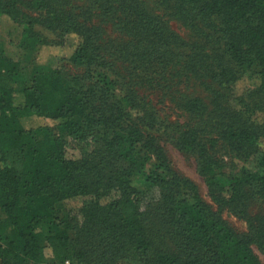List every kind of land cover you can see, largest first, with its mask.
<instances>
[{
	"label": "trees",
	"instance_id": "trees-1",
	"mask_svg": "<svg viewBox=\"0 0 264 264\" xmlns=\"http://www.w3.org/2000/svg\"><path fill=\"white\" fill-rule=\"evenodd\" d=\"M73 1L0 0V20L21 26L20 46L36 54L27 82L0 47V264H262L253 245L264 252V215L250 208L264 204V0H165L170 15L223 56L213 60L202 46L187 55L181 71L211 79L214 108L191 95L179 97V108L200 120L216 115L219 139L259 154L258 166L227 183L202 128L180 126L169 139L197 155L219 209L245 219L246 234L172 167L156 133L159 112L146 91L169 84L180 62L174 49L188 44L139 0H93L121 34L106 46ZM53 47H67L66 59L84 72L39 62ZM255 64L254 86L237 91ZM69 138L80 145L78 159L66 156ZM139 184L159 197L144 202Z\"/></svg>",
	"mask_w": 264,
	"mask_h": 264
},
{
	"label": "rangeland",
	"instance_id": "rangeland-1",
	"mask_svg": "<svg viewBox=\"0 0 264 264\" xmlns=\"http://www.w3.org/2000/svg\"><path fill=\"white\" fill-rule=\"evenodd\" d=\"M139 1L148 13L160 18L164 23H166L171 31L176 33L186 44H188V46H183L181 49H174L175 57L180 62L175 60L176 62L174 66L170 67L169 73L167 74V80L165 81H169V84L166 87L160 85V88H157L156 90L153 89L146 91L149 98L153 101L155 108L159 112L160 125L156 129V131H158L156 133L162 138L161 144L164 146L168 154L172 167L180 175L192 180L197 185L202 198L210 204L214 210L220 211L222 216L238 233L246 234L248 232V226L245 219L237 216L230 209H219L216 201L210 193L209 186L204 176L201 175L198 170L197 155L179 148L169 139L170 135H173L177 127L197 126L202 128L207 136L204 138L207 146H211L209 138L215 139V145L210 147V151L216 162V172L219 178L227 183L233 181L244 171L257 169L259 154L247 156L242 153L233 152L224 141L219 139L217 133L218 117L216 115L215 118H213L210 114H208L202 117V120L199 118H193L188 112L183 110L181 107L179 108L177 103L181 95L200 97L208 106L209 111H212L214 108V95L211 92V87H215V85L211 79L204 77L197 80L193 76H185L183 74L184 72L181 71V67H184V61L187 55L191 53L195 47V51H197L200 46L204 47L210 58L213 60L220 57L223 58L222 51L217 48L216 44H209L205 40H201L194 31L189 30L188 27H186L180 20L170 15L169 10H167L165 6V0ZM73 5L74 11L80 20L83 21L87 18V21H92L94 24L99 26L101 30V39L105 42L106 46H110L112 42L118 44V41H120V32L115 26H113L111 21L102 20V17L100 18L99 10L96 6L97 4H93V0H74ZM84 15L86 16L84 17ZM36 28L50 41H60L57 33L39 25L36 26ZM20 34L21 26L8 19L0 20V47L7 57L20 63L21 72L28 82L32 76L36 54L28 52L20 46ZM68 56L69 52L67 47H65L62 51L58 50L56 47L51 49L43 48L38 54V61L52 65H58L60 63L69 74H82L84 72L83 67L69 62L68 59H66ZM119 67L122 72L126 71L128 62H124V64H122V60H120ZM259 69L260 68L257 64L249 68V76H245L242 80H240L236 87L237 91L241 92L248 87L254 86L255 79L252 74ZM200 80L203 81V83ZM220 90L222 89L220 88ZM26 123L30 124L31 120H27ZM66 156L71 159H78L81 157L80 145L71 138H69V143L67 144ZM139 186L142 190L144 202L157 199L160 195V192L156 187H150L142 184H139ZM250 210L252 215H264V204L259 201L254 202ZM42 243L47 244L45 238H42ZM253 248L259 256L262 264H264V252L256 244L253 245ZM122 264L132 263L124 262Z\"/></svg>",
	"mask_w": 264,
	"mask_h": 264
},
{
	"label": "built area",
	"instance_id": "built-area-1",
	"mask_svg": "<svg viewBox=\"0 0 264 264\" xmlns=\"http://www.w3.org/2000/svg\"><path fill=\"white\" fill-rule=\"evenodd\" d=\"M66 264H69V261H66Z\"/></svg>",
	"mask_w": 264,
	"mask_h": 264
}]
</instances>
